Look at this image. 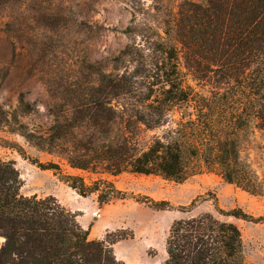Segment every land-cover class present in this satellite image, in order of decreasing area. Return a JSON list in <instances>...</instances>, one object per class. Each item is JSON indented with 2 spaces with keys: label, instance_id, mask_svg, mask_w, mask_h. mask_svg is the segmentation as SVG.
Wrapping results in <instances>:
<instances>
[{
  "label": "trees",
  "instance_id": "16d2710c",
  "mask_svg": "<svg viewBox=\"0 0 264 264\" xmlns=\"http://www.w3.org/2000/svg\"><path fill=\"white\" fill-rule=\"evenodd\" d=\"M135 17L128 33L138 26ZM157 36L147 54L127 44L114 58L117 71L101 72L98 86L67 89L63 98L70 103L48 109L53 122L47 129H30L16 110L9 117L1 104L0 126L8 122L37 150L66 159L72 168L101 174L87 182L63 173L58 163L32 159L41 169L57 172L80 195L95 194L99 206L124 196L103 176L122 172L176 182L216 172L225 182L264 196V173L240 151V134L251 120L264 132V0H182ZM183 67L197 78L220 74L236 90L195 92L185 84ZM19 99L30 106L24 94ZM176 108L182 110L178 121ZM165 124L172 125L166 134L141 145L142 125L154 129ZM21 185L15 162L0 158V236L5 238L0 264H126L112 247L124 237L90 239L77 214L55 196H25ZM148 200L155 209L172 206L167 200ZM218 211L264 223V215L241 207ZM167 253L162 264H245L240 228L210 212L175 220Z\"/></svg>",
  "mask_w": 264,
  "mask_h": 264
},
{
  "label": "rangeland",
  "instance_id": "374dc122",
  "mask_svg": "<svg viewBox=\"0 0 264 264\" xmlns=\"http://www.w3.org/2000/svg\"><path fill=\"white\" fill-rule=\"evenodd\" d=\"M181 1L0 0L2 108L9 117L16 110L20 121L32 130L47 129L53 122L48 109L70 103L63 98L67 89L74 90L79 84L98 86L101 72L117 71L114 58L127 44L142 47L145 54L152 51L148 50L150 41L162 32ZM134 14L138 26L135 32L128 33ZM183 71L185 84L195 92L210 95L236 90L225 83L220 74L211 72L197 78L187 68L183 67ZM20 94H24L30 106L20 104ZM120 103L124 101L121 99ZM112 104L119 103L112 100ZM181 114L182 110L176 108L174 119L178 121ZM7 123L0 126V158L15 162L22 180L20 192L38 198L55 196L77 214L92 240L124 237L112 245L118 260L126 264L164 263L173 222L210 212L240 228L245 264H264V223L218 211L241 207L254 216L264 215V196L252 195L229 184L216 172L202 171L183 182L153 174L122 172L103 176L124 196L99 206L95 194L80 195L57 172L41 169L32 159L58 163L63 173L83 176L87 182L101 174L72 168L66 159L37 150ZM170 126L148 129L142 125L138 131L141 145L146 146L155 136H163ZM12 143L20 145L30 158L21 155L10 145ZM240 151L244 160L259 173H264V132L254 120L240 134ZM148 199L167 200L172 206L165 210L155 209ZM4 240L0 236V248Z\"/></svg>",
  "mask_w": 264,
  "mask_h": 264
},
{
  "label": "water",
  "instance_id": "95a60500",
  "mask_svg": "<svg viewBox=\"0 0 264 264\" xmlns=\"http://www.w3.org/2000/svg\"><path fill=\"white\" fill-rule=\"evenodd\" d=\"M184 111H185L186 114L188 113L187 109H185Z\"/></svg>",
  "mask_w": 264,
  "mask_h": 264
}]
</instances>
